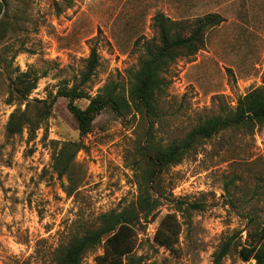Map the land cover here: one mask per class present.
<instances>
[{
	"label": "rangeland",
	"instance_id": "rangeland-1",
	"mask_svg": "<svg viewBox=\"0 0 264 264\" xmlns=\"http://www.w3.org/2000/svg\"><path fill=\"white\" fill-rule=\"evenodd\" d=\"M158 14L176 21L219 14L224 22L206 31L203 50L179 58L164 74L153 124L135 110L120 117L107 109L81 138L69 100L59 98L34 136L28 130L8 135L11 114L26 109L8 102L21 73L41 76L29 100H48L81 84L96 49L99 67L85 87L88 95L109 82L129 93ZM263 88L264 0H0V264H55L59 246L137 200L149 128L157 144L180 142ZM89 102L76 105L85 109ZM70 142L84 146L72 196L68 180L53 170L54 154ZM161 186L158 218L138 226L137 256L145 264H213L223 243H246L250 215L264 220V125L205 141L169 169ZM173 213L183 225L177 254L154 241L161 220ZM103 252L88 253L83 264H94ZM223 264L256 262H244L233 247Z\"/></svg>",
	"mask_w": 264,
	"mask_h": 264
},
{
	"label": "trees",
	"instance_id": "trees-1",
	"mask_svg": "<svg viewBox=\"0 0 264 264\" xmlns=\"http://www.w3.org/2000/svg\"><path fill=\"white\" fill-rule=\"evenodd\" d=\"M154 22L156 35L145 44L139 69L130 75L127 94L122 92L120 84L109 82L96 96L88 95L85 87L99 67L96 49H93L88 59L81 84L61 89L48 100L30 101L29 96L38 88L41 76L32 72L21 73L13 85L14 92L8 102L13 104L17 100L21 104L26 103V109H17L11 114L7 126L8 135L16 136L28 130L34 136L50 117L59 98L69 100L68 108L77 120L81 138L92 133L95 120L107 109L120 117L135 110L138 114L145 115L153 124L158 116L156 101L164 87V74L179 58L193 57L203 50L206 31L219 26L224 19L219 14H208L200 19L176 21L158 14ZM83 98L90 101L85 109L76 105V101ZM258 124L264 125V88L240 98L235 110L224 111L199 124L180 142L166 146L157 144L149 128L140 151L137 200L122 211L103 214L98 227L59 246L55 251V264H83L86 255L100 247L104 252L96 256L94 264H145L143 257L136 253L138 226L142 221L147 223L158 218L159 198L163 196V176L169 169L181 164L205 141L228 130L253 128ZM82 148L84 146L81 142L66 143L53 156V170L60 179L68 180L66 192L69 196L78 188L76 176L79 170L75 160ZM248 225L246 243H223L215 254L213 264H223L233 247L239 249L244 262L264 264V220L261 221L258 215H250ZM182 230L183 225L177 214H167L159 223L154 241L159 247L177 254Z\"/></svg>",
	"mask_w": 264,
	"mask_h": 264
}]
</instances>
